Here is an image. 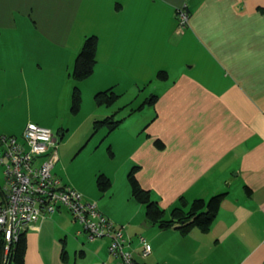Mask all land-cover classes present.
<instances>
[{
    "label": "crops",
    "instance_id": "obj_1",
    "mask_svg": "<svg viewBox=\"0 0 264 264\" xmlns=\"http://www.w3.org/2000/svg\"><path fill=\"white\" fill-rule=\"evenodd\" d=\"M181 8L189 19L179 29ZM90 35L93 71L76 82L71 68ZM29 81L63 99L78 86L81 103L70 111L86 110L76 127L86 125L83 139L96 120H119L111 131L101 125L103 135L129 152L138 184L166 217L180 197L188 205L223 193L208 229L182 232L150 225L144 212L123 224L96 193L58 175L122 227L137 263L264 264V0H0V135L42 125H13L3 113L30 92ZM108 88L121 102L97 105L94 95ZM103 172L114 183L119 170ZM76 224L64 208L37 217L26 230L25 264H117L107 237L88 241L80 224L72 232ZM141 237L151 247L145 257Z\"/></svg>",
    "mask_w": 264,
    "mask_h": 264
},
{
    "label": "built area",
    "instance_id": "obj_2",
    "mask_svg": "<svg viewBox=\"0 0 264 264\" xmlns=\"http://www.w3.org/2000/svg\"><path fill=\"white\" fill-rule=\"evenodd\" d=\"M177 19L179 25L188 22L185 8L179 9ZM0 141V165L5 181L2 186L5 199L0 202V231L6 240L3 264H7L11 246L20 233L37 217L59 208H65L80 224L88 241L107 237L108 252L118 259L117 264H139L132 251L126 249L122 227L115 226L96 203L84 201L81 192L52 173L58 156L50 129L28 122L20 136H2ZM140 241L141 256L145 257L151 247L142 237Z\"/></svg>",
    "mask_w": 264,
    "mask_h": 264
},
{
    "label": "rangeland",
    "instance_id": "obj_3",
    "mask_svg": "<svg viewBox=\"0 0 264 264\" xmlns=\"http://www.w3.org/2000/svg\"><path fill=\"white\" fill-rule=\"evenodd\" d=\"M16 88L20 90L19 83H16ZM28 88L30 92L25 94L22 99L16 95V98H14L16 101L14 106L5 105L6 108L3 113H8V118L16 119L13 125H17L20 121H26L28 118H31V121L35 120L51 130L57 143L56 151L58 156L54 162L52 173L55 176L65 173L66 175L64 177L70 176L78 181L82 189L87 190L88 194L96 193L98 200L103 202L102 207L111 213L115 212L119 217L126 220L123 224H127L128 221L132 222L133 217L136 218L137 214L143 213V206L132 197L130 193L131 188L126 178V172L131 169L135 161L128 151L116 149L115 142H118V140L113 139L110 141L103 135L104 128L101 127H98L96 130L91 129L87 135L89 137L83 139L86 125L81 126L78 131H76V127L81 117L86 113L84 107L80 111L73 113L70 111L71 99H68L67 96L63 99V94L55 98L51 92L37 93L34 85L30 81L25 91H28ZM130 89L131 87L128 90ZM120 90L123 91V87ZM133 96L134 94L131 90L126 95L128 99ZM120 97L121 95L119 99ZM120 102L121 100H115L112 105H117ZM60 130H63L64 134L67 135L60 137L58 135ZM74 132L75 134H73ZM2 136L5 135H0V137ZM103 170H113L111 173L112 176H114L116 170H119L114 183L111 180L109 187L111 190H108L107 195H105V192L99 190L96 183L98 174L103 172ZM135 170L137 172L138 167ZM3 184H5L3 166L0 165V186ZM227 184L228 182L225 183L226 186ZM4 199L5 194L3 193L0 202H3ZM90 202L97 203L98 201L91 199ZM78 225H75L72 232L78 228ZM26 230L27 228L21 233H25L26 235ZM0 235L2 237L0 263L3 264L6 240L2 231H0ZM73 241L76 242L75 240ZM92 257L95 258V256ZM111 258L115 259L113 256ZM7 264L14 263L8 259Z\"/></svg>",
    "mask_w": 264,
    "mask_h": 264
},
{
    "label": "trees",
    "instance_id": "obj_4",
    "mask_svg": "<svg viewBox=\"0 0 264 264\" xmlns=\"http://www.w3.org/2000/svg\"><path fill=\"white\" fill-rule=\"evenodd\" d=\"M186 11L189 13L188 10ZM185 25L186 23L184 25H179L177 19V27L179 29L183 28ZM95 46L96 37L94 35L87 36L84 39L83 44L79 52L77 53L73 66L71 68L72 79H74L76 82L88 77L92 73L93 66L95 64ZM164 74V71L159 72L160 77H164ZM110 89L111 88H108L107 90L97 92L94 95L95 103L97 105L107 106L112 104L116 100L117 95H115ZM155 100L156 95L153 94L150 95L145 102L153 103ZM80 103V89L77 85H75L73 87L71 95V109L73 111H76L79 108ZM118 123L119 120H114L112 119V116H109L102 120H96L94 122V129L96 130L101 125L106 124L107 131H111L112 129L117 127ZM154 143L158 148H161L163 145V143L159 140H155ZM135 169H137V166H133L129 170L127 174V182L130 185L132 197L142 204L144 208L145 219L150 225L155 226L159 229L176 228L182 232H187L193 227L202 230L208 229L209 224L213 220L219 208L223 193L214 194L207 200H203L201 198L193 199L188 205L184 202L183 197H180V204L174 206L170 211V215L166 217L165 211L159 206L157 201L153 200L150 197L149 191L144 190L138 184V181L135 177ZM96 183L101 192H105L106 190H108L111 184L110 180L103 174H98ZM2 191V186H0V198H2V195L4 193V191ZM1 245L2 237L0 235V249ZM25 250L26 235L25 233H21L18 236V239L11 246V252L9 256L10 262L14 264H25Z\"/></svg>",
    "mask_w": 264,
    "mask_h": 264
}]
</instances>
